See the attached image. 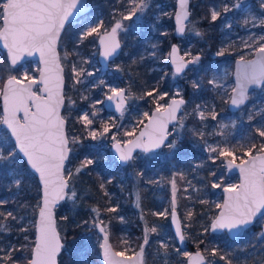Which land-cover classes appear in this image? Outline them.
<instances>
[{
	"label": "snow or ice",
	"instance_id": "snow-or-ice-1",
	"mask_svg": "<svg viewBox=\"0 0 264 264\" xmlns=\"http://www.w3.org/2000/svg\"><path fill=\"white\" fill-rule=\"evenodd\" d=\"M127 6V11H121V20L115 21L110 31L101 33L103 21H99L95 26L89 27L82 31L77 41V45L86 37L95 34L99 37V43L102 46V55L105 60L116 54L120 48L117 39L118 30L125 26L122 20H131L133 17L142 14L147 10V0H123ZM249 0H221L219 5L211 6L210 23H215L218 19L227 17L229 12L241 11L248 14L244 16L241 24L245 29L251 24L253 28H264V0H255L258 4L255 14L249 12L245 7ZM82 0H0V41H3V47L7 49L10 63L5 66L4 71H8L4 89V115L0 124L5 125V129H0V168L5 165H14L18 158L22 155L26 159V163L32 170L39 174L42 182V206L39 207V220L36 223V239L30 249V256L14 255L15 252L25 253L27 247L18 248L14 245L4 246L0 244V264H57V256L63 248L60 234L57 231L56 220L54 218V209L56 205L65 197L75 200L77 193L70 188V181L73 179V173L69 171L65 175V161L68 154L72 150L68 147L70 143H77L80 137L72 136L71 140L65 131L67 118L61 114V108L65 107V95L63 91L64 79L62 76L63 67L60 58L57 55V42L61 37V32L65 27L66 21L74 15V11L81 5ZM189 0H179L181 13L176 15L177 32L183 34L185 29L181 26L182 20H188L189 12L187 10ZM224 27L232 28V23L225 20ZM195 35L200 36V31H195ZM245 50H249V54L255 56V59H246L243 52L240 53L239 59L236 61L235 85L231 89L230 103L232 106L239 108L245 104L249 98L248 90L250 87H264V33L259 35H249L248 39L243 40ZM231 43L225 47L221 46L215 53L218 57L230 55ZM155 47V45H153ZM178 49L172 46L169 57L171 65L176 75L185 71L189 64H196L200 60L197 55L190 60L184 61L183 58L177 59L176 53ZM39 53L40 62L44 65L39 78L29 77L27 72L22 68L17 69V65L21 59L27 56H33ZM73 53L65 52V59H68ZM75 55H79L78 52ZM86 62V61H85ZM12 70L24 71V79L30 83L23 84L22 80L16 75L11 74ZM119 71V67L117 68ZM92 76V72H86L84 68H77L76 65L71 66V79L74 84L83 83L80 77ZM221 76L213 74L208 83L210 86L222 88L223 84L219 83ZM103 84V81L100 82ZM42 85L37 90H33L34 85ZM193 87H198L197 83H193ZM108 91L111 95L106 94V100L115 105V110L120 113L121 117L125 112V103L130 96H126V90L118 87H109ZM37 92L46 93V96L38 95ZM153 92L158 93V89L147 91V96H153ZM165 94H159V99H164ZM179 95V93H177ZM87 99V97H84ZM155 99V97H154ZM227 102V101H226ZM74 101L68 98V107L74 105ZM96 103H105L104 100H98ZM96 103L91 105V113L85 112L77 119L78 123H82L84 129L88 130L90 137L95 140L97 135H104L111 131L107 124L101 122V131L91 128L94 123L90 117H96L98 110ZM185 104L183 98L172 99L170 104L158 105L156 112L160 115H154L150 120L149 128L145 132H141V137L147 135L148 143L142 144L141 141H129L133 147H142L144 151L152 148H159L162 145L173 150H178V145L182 140L179 133L185 128L182 119L177 118V112L181 110V106ZM23 112V117L18 118L17 114ZM194 113L201 120L205 118V113L197 105ZM148 116V113H144ZM187 115V114H185ZM211 119L217 120V113H211ZM249 121L253 119V115H249ZM176 121L174 131L179 138H174L165 145L169 133L167 131L168 123ZM234 126V124H233ZM220 128L225 125L220 124ZM193 136H199L204 139V133L197 129L190 130ZM131 135V133H125ZM218 135H223L218 132ZM255 135L260 138L259 148L255 142L244 148L243 143L240 147L243 149V155L248 159H241L240 163H235L237 159L235 150L228 146L208 144L205 148L210 155L209 158L215 163L219 160L227 169L236 168L240 173V183L229 185L223 188L228 194L223 204H217L216 207L222 209L219 214L212 220L210 230L216 232L218 230H227L229 233L237 232L245 229L252 224L258 215H264V124L255 126ZM113 139L115 137L113 136ZM256 150L257 154H253ZM117 151L120 153L119 159L127 163L133 159L132 149L126 151L121 150L117 145ZM230 157V159H229ZM90 159L84 161V165L91 164ZM80 169L76 170L78 174ZM175 175L171 181L172 186V222L176 224V237L182 244L185 240V233L177 223L176 219V191ZM183 178V173H179ZM210 175L216 176L214 171ZM19 188L21 181L15 179L12 181ZM222 185L217 181H212V188H220ZM103 188V184H101ZM67 190V191H66ZM187 191V189H185ZM137 201L139 196L137 195ZM206 201H201L205 203ZM3 202H0L2 204ZM137 206H139L137 204ZM91 211L97 215L93 218L92 226L98 228L99 232L104 234L101 245L106 264H137L132 257L122 260H116L115 257H124V252L113 251L108 240L107 226L104 221L99 218V209L92 208ZM106 212H117L116 207H108ZM156 215H168L167 212L154 213ZM191 213H189V216ZM17 220L13 212L0 211V235L10 234L11 226L7 224L8 219ZM67 219V217H64ZM123 218L121 217V220ZM87 223V221L85 222ZM25 231L23 227L20 229ZM205 228V233L208 232ZM157 233V226L145 228L143 244L137 256L143 258L144 245L148 244V233ZM264 239V234H261ZM27 239V237H25ZM200 244L204 241L200 240ZM165 249L164 255H167V245L161 244ZM179 252V249H177ZM208 251V249H205ZM212 256H219L220 260L225 264H233L232 260L224 254H219L217 247L210 249ZM187 257V264H205V257L201 251L195 253V258L188 253H184Z\"/></svg>",
	"mask_w": 264,
	"mask_h": 264
},
{
	"label": "trees",
	"instance_id": "trees-1",
	"mask_svg": "<svg viewBox=\"0 0 264 264\" xmlns=\"http://www.w3.org/2000/svg\"><path fill=\"white\" fill-rule=\"evenodd\" d=\"M221 0H191V18L198 19V27L202 35L197 36L198 40L193 44L192 54L200 56V62L197 65L189 67V77L182 79L185 84L186 106L183 111L185 128L179 133L182 137L178 145V150L173 152L172 149L164 147L158 153H139L126 166L120 165L115 159L112 150L96 148L88 137L82 123H78L77 119L81 115L83 101L79 96L75 97L74 105L69 109L68 103L63 111V116L67 118V133L71 140L72 136L80 137L77 143H70L71 155L67 163L68 167L73 164L71 172L73 179L70 181V188L77 193L75 200L68 199L63 202L56 212L57 226L63 241V250L59 256V264H104L100 258V245L98 243L99 234L92 226L93 218L97 215L91 211L92 208H98L99 218L104 221L107 226V231L110 234L111 241L115 249L121 250L120 240H123L121 235L129 233L131 238L137 243L136 247L142 243L140 237L132 234L133 229L140 230L135 227L138 222L134 216L135 207L133 206L135 194L139 196V208L144 214L149 223H152L151 213L157 210V204L154 197L157 194L156 182H169L173 174V166L177 170H182L185 163L200 160L202 156V148L204 144L211 140L208 129L209 124L205 120H201L194 113L197 104L208 102L213 94L208 83L212 73L220 69L224 61L233 59V57H220L219 59L211 58V54L217 51L222 45V38L225 33L222 31L223 18L218 19L215 23H210L211 6L219 5ZM173 23V22H172ZM172 32L167 41L166 50L171 48L172 43L177 42V38L173 33L174 25L171 26ZM68 29L63 33L59 51L70 53V38L67 36ZM90 44V42L88 43ZM129 48L125 43L123 52ZM122 52V56L123 53ZM243 52V51H241ZM248 55L247 57H251ZM131 58L139 59V55L131 52L126 58V63L121 67L120 71L125 77L131 79L129 90L136 92L137 96L145 97V93L149 91V81L144 76V72L139 71L141 65L131 64ZM234 61V60H233ZM9 64L8 57L5 51L0 49V89L3 88L9 72L4 71L6 65ZM31 64V61H28ZM22 66L17 69H21ZM66 75V100L71 98L69 92L68 75L69 69L67 62L65 63ZM13 75L19 76L22 71L12 70ZM193 83H197L198 87H193ZM163 88V87H161ZM171 92V91H170ZM150 97V96H148ZM72 100V99H71ZM217 111L222 115L235 116L237 113H231L228 109V103L221 98L216 100ZM152 108V106H151ZM242 110L244 111L241 124L236 127L235 133L228 138V144L235 150L237 156L243 154V149L240 147L243 143L244 148L250 146V143L255 142L259 148L260 138L255 135V126L264 124V92L258 98H250L249 103ZM193 111V112H191ZM2 113L0 100V114ZM187 114V115H185ZM253 115V119L249 121V115ZM0 129H5L0 124ZM192 129H197L204 133V139L191 134ZM133 136L126 135L124 138L129 139ZM178 136L171 135L170 141ZM256 153V150H253ZM106 156L105 159L102 157ZM206 156V155H205ZM90 159L91 164L84 165V161ZM239 159V158H238ZM75 164V165H74ZM79 167L80 171L77 174L76 170ZM66 169V174L69 172ZM188 169V168H187ZM189 168L188 170H190ZM136 172L133 180L127 171ZM123 172V173H121ZM185 175H183L184 178ZM207 181L211 184V177L207 173ZM109 177L112 180L109 181ZM178 184V194L180 198L179 213L182 219L188 224L186 226V243L187 248L191 251L201 250L208 259V264H225V261L220 260L219 256H212L210 249L217 247L219 254H224L228 259L232 260L233 264H264V239H261L254 231H248L247 237L242 238L241 243L232 241L227 234H213L209 230L205 233V228H210L211 221L216 217L218 211L213 204L194 202L191 210V217L185 218L183 214L187 212L188 199L184 195L183 185L186 184L185 177L181 178L176 175ZM21 181L19 188L12 183L13 180ZM189 180V179H188ZM190 181V180H189ZM103 184V188H101ZM164 195L169 196L170 192L163 191ZM41 186L37 177L31 172L26 162L20 156L17 163L14 165H5L0 168V211H11L17 217V220L8 219L7 224L11 226L10 234L0 235V244L7 246L9 244L18 248L27 247L25 253L15 252L14 255L30 256V249L36 238V221L41 205ZM116 207L117 212L109 213L105 209L108 207ZM190 213V210L188 211ZM67 217V219H64ZM121 217L124 218L121 220ZM87 221V223H85ZM26 229L21 231V228ZM171 228V223H170ZM189 229L194 234H199V238L195 239L189 234ZM172 234V228H171ZM27 237V239H25ZM204 243L200 244L199 241ZM125 243V242H124ZM208 249V251H205ZM182 251H177L176 243L170 252L169 263L159 260L153 253V248L147 244L145 248V264H186V257L181 254ZM160 256L162 254L157 253ZM26 264V262H25Z\"/></svg>",
	"mask_w": 264,
	"mask_h": 264
},
{
	"label": "rangeland",
	"instance_id": "rangeland-1",
	"mask_svg": "<svg viewBox=\"0 0 264 264\" xmlns=\"http://www.w3.org/2000/svg\"><path fill=\"white\" fill-rule=\"evenodd\" d=\"M111 0H94V3H92L93 9L98 13L99 9L102 7H107L110 4ZM119 2L123 0H118ZM176 1L177 0H147V10L143 12L142 14H138V16L133 17L131 20H122L124 23V28L120 30V37L122 40V44L125 43L128 46V50L123 52V56L121 55L119 59H117L115 62H113L106 72H101V65L99 63V50L95 47V45H86L84 46L82 43H84L85 39L80 42L78 45L75 43L77 41V38L79 34L74 35V39L72 42L75 43V46L71 50L70 53H73L68 57V59H65V52H60L61 61L65 67V63L67 62V66L69 69V75H68V84H69V92L71 94V99L74 101L75 97L79 96V99L83 101V106L81 109V115L85 112L91 113L93 110L91 105L93 103H96L98 100H104L107 95H111V93L108 91L109 87H118V88H124L127 92L126 96H130V99H127L128 106L125 108L124 115L121 117L116 116L114 113L107 111L104 103H96V109L98 110V114L96 117H90L93 119L94 123L91 125V128L98 131V133L102 130L101 129V122L104 124H107L111 131L104 134V135H97V138L93 140L88 130H86L88 137L91 139L92 143L97 146L96 148L99 149H110L112 148L113 144L117 141L119 142H126L127 139L124 137L126 136L125 133H131L135 134L139 127L143 125L149 116L151 115L152 111L157 108L158 105H167L170 98L174 97H185V84L182 81V79H185L186 77H189L187 70L183 75H176L173 71V68L170 65V51L166 50L167 41H169L170 34L172 32L171 25L173 24V17L175 15V9H176ZM245 7L248 9L249 12H252L255 14L256 9H258V4L255 3V0H249L248 4L245 5ZM126 12V11H125ZM95 13L94 16H92V21L88 23L86 26L82 27V24H75L74 28L82 29L83 31L86 30L89 27L95 26L99 21H103V28H101V33L106 31L105 25L107 22H109V19H111L113 16H109V19L104 22V15L103 13L101 15H98ZM248 13L244 12L243 9L241 11L236 12H229L227 14V17H222L224 19L223 25H222V31L225 33V36L222 38V45L227 47L231 43L230 48V55H225L223 57H233V59L224 61V64L220 69L215 70L210 78L213 76V74H217L222 77V79L219 81V83L223 84L222 88H217L210 86L211 90L213 91L214 96L206 103H199L197 105L200 106V109L204 111L205 118L203 120L206 121V124H209L208 133L211 137V140H208L203 148H202V156L200 157V160L194 162H187L185 165H183L182 170H177L176 166H173V174L171 178L169 179V182L166 181H159L156 182L157 185V194L154 197V201L157 204L158 209L153 210L151 213L152 216V223L150 224L149 221L146 220L144 214L140 211L139 202L137 201V195L135 194L134 197V204L135 212L134 216L136 219H138L135 223V227H137L141 234L138 233V230L135 228L132 230V234L135 235L137 238L140 237L142 239V243L139 244V247L137 246V243L135 240H133L129 233H126L124 235H121L123 240H120L121 243V250L124 252V255L126 256H132L134 255L140 246L143 244V238L145 235V228L157 226L158 232L157 233H148V244L153 248V253L155 257L159 258V260L169 263L170 258V252L172 251V248L174 246V241L176 243V248L181 250L184 255V253L191 254L190 249L182 250L174 236V233L172 231L171 234V228H170V216H171V209H172V186L171 181L173 179L174 174L183 173L184 178L188 177V179L185 178L186 184L183 185V190L187 189L185 191L184 195L186 196V199H188V206H187V212L183 214V217L190 218L189 216V210L190 213L193 209L194 202L197 201H206L205 208L207 209L208 204H213L214 208L219 211L220 209L216 207L217 204L223 203V188L227 187L229 185H235L239 184V178L237 175L228 176L227 175V169L224 164H222L219 160H217L215 163L212 162V160L209 158L210 155L214 156L215 153L209 154L207 151H205V148L208 144H211L213 146L220 145V146H228L232 148L228 144V138L231 137L235 133V128L238 127L241 124V120H243L244 111L241 110L239 113H237L235 116L230 115H222L219 114L217 111V102L216 100L218 98H221L224 101L230 100L231 97V89L234 87V81H233V71H234V63L237 58H239L241 51H243L245 58L250 55L249 50H245L244 44L242 43L243 40L248 39L249 35H259L261 33H264V28L261 27H255L253 28L251 24L248 25V28L245 29V27L242 26L241 21ZM121 20V19H119ZM225 20H228L232 23V28L227 29L224 27ZM198 19H193L188 23L187 30L185 32V35L182 38L178 39V46L180 48L181 53L184 55V57L187 60L192 59L193 57L197 56L195 54H192V47L193 44L198 40L197 35H195V31H200L198 27ZM73 29V28H71ZM201 32V31H200ZM173 33L175 35V29H173ZM89 37H96L98 39V36L93 34ZM87 38V39H88ZM87 41V40H86ZM173 44V43H172ZM155 45V47H153ZM172 46V45H171ZM78 52L79 55H75V53ZM131 52L136 53L139 55V59L131 58L130 61L131 64L135 65H141V69L139 71L144 72V76L149 81V90L152 89H158L157 92H153V96H145V97H136L137 94L135 91L129 90L131 86V79L129 77H125L122 75L121 71L117 70L121 69V67L126 63V58L131 54ZM217 51H214L211 54V58L219 59L220 57L216 56L215 53ZM234 60V61H233ZM86 61V62H85ZM200 61H198L196 64H190V66L197 65ZM138 63V64H137ZM76 65L77 68H84L86 72H92V76H87L86 74L80 79L83 80V83L80 84H74L71 77V66ZM22 69L27 72V75L29 77H35L37 78L39 74L40 66L38 62L31 61V64H28V61L25 64H22ZM20 67V66H19ZM24 71H22V74L17 76L21 80H25L24 77ZM103 81V84L100 82ZM163 87V88H161ZM38 89V88H37ZM2 89H0L1 94ZM171 91V92H170ZM264 92V87L261 90L254 91L250 98H258L261 96V94ZM179 93V95H177ZM159 94H165L164 99H159ZM84 97H87V99H84ZM155 97V99H154ZM66 106H67V100H66ZM196 105V107H197ZM152 106V108H151ZM195 107V109H196ZM72 108V106H71ZM215 111L217 113V120L211 119V113ZM193 112V111H191ZM144 113H148V116H145ZM2 113L0 114V120H2ZM199 118V116L197 115ZM180 119L184 122V115L182 114ZM223 124L225 127L220 128L219 125ZM234 124V126H233ZM2 126V124H1ZM176 127V126H175ZM175 127L172 128L170 131L171 135L177 136V133L174 131ZM218 132H222L223 135H218ZM113 136L115 139H113ZM255 154V153H253ZM206 155V156H205ZM236 155V153H235ZM236 161H240L241 159H246L247 157L243 154L240 156H237ZM106 156L103 155L102 159H105ZM239 158V159H238ZM107 159V158H106ZM230 159V157H229ZM75 165V164H74ZM73 164H71L68 167V171H71ZM191 168L190 170H188ZM79 169V167L77 168ZM214 171L216 173V176L210 175V172ZM123 173V172H121ZM127 174H130L132 177V180L136 175V172L127 171ZM207 173L211 177V183L212 181H217L221 183L220 188H212L211 184L207 181ZM67 175V174H66ZM175 175V182L177 186L176 191V198H177V204H176V210L179 213V209L182 208L180 205V198L177 196L178 194V184H177V178ZM183 178V179H184ZM112 180V177H109V181ZM167 191L170 192L169 196L164 195L162 192ZM199 200V201H198ZM167 212L168 215H156L154 213H163ZM180 214V213H179ZM124 219V218H123ZM182 219V218H181ZM183 227H184V233L186 236V226L188 227V224L185 222L184 219H182ZM212 222V221H211ZM261 223H264V219L261 220ZM189 234L194 237L195 239L199 238V234H194L191 229H189ZM261 234H264L263 232ZM260 234V236H261ZM101 237L98 238L99 245L101 244ZM187 240V239H186ZM125 242V243H124ZM166 244L167 245V255L165 256V249L162 248L160 245ZM146 248V245H145ZM197 251V250H195ZM201 251V250H199ZM202 252V251H201ZM162 254L160 256L159 254ZM145 256V254H144ZM186 257V256H185ZM187 258V257H186ZM187 262V259H186ZM145 264V260H144Z\"/></svg>",
	"mask_w": 264,
	"mask_h": 264
},
{
	"label": "water",
	"instance_id": "water-1",
	"mask_svg": "<svg viewBox=\"0 0 264 264\" xmlns=\"http://www.w3.org/2000/svg\"><path fill=\"white\" fill-rule=\"evenodd\" d=\"M89 9H90V6H88V5L86 4V0H82L81 5H79V6H78V9L74 11V15H73L72 17H70L68 21H66V23H65V27H64V29H63L62 32H61V36H62V33L64 32L65 28H66L70 23L74 22V21L77 20L79 17H81L82 15H84ZM187 10H188V12H189V18H188V20H186V21H185V20H182V21H181V26L184 27L185 31H184L183 34H179V33L177 32L176 15H177V14H180L182 10H181V8H180V6H179V0H177V2H176V11H175V15H174V18H173V22H174V25H175V33H176L177 38H182V37L185 35V32H186V30H187L188 22H189L190 19H191V0H189L188 6H187ZM60 39H61V37H60ZM60 39H59L58 42H57V48H56V51H57V55H58L59 58H60V63H61V65H62L63 69H64V70H63V73H62V76H63V79H64L63 91H64V95H65V93H66V75H65V68H64V65H63V63H62V61H61V56H60V51H59V42H60ZM117 39H118V41H119V43H120V48L117 50L116 54H114L112 57L108 58L107 60H105L104 57H103V55H102V51H103V49H102V46H101L100 43H99V45H100L99 62H100V64H101V67H102V71H103V72L107 71V70L109 69V67H110V64L113 63V62H115V61L120 57V55H121V52H122V43H121V41H120V39H119L118 34H117ZM173 46H176L177 49H178V51H177V53H176V57H177V59L179 60V59L183 58L184 61H187V59H186V58L184 57V55L181 53L179 46H178L177 44H174ZM0 49L3 50V51H5L6 54H7V57H8L7 49H5V48L3 47V41H0ZM238 59H239V58H238ZM238 59H237V60H238ZM249 59H255V56H252V57L249 58ZM237 60H236V61H237ZM8 61H9V58H8ZM27 61L38 62L39 66H40V69H39V74H38L37 78H39V76H40V74H41V71H42L43 68H44V65L40 62L39 53H36V54H34L33 56H27V55H25V56L21 59V61L19 62V64L17 65V68H18L19 66H21L22 64H25ZM236 61H235V66H234V71H233V81H234V85H235ZM9 63H10V61H9ZM170 65H171V62H170ZM171 67L173 68L172 65H171ZM189 67H190V65H188L187 68L185 69V71H184L183 73L179 74V75H183V74L189 69ZM173 71H174V68H173ZM6 80H7V79H6ZM22 82H23V84H28V83H30L29 80H22ZM5 83H6V81L4 82V85H3V88H2V91H1V95H0L1 108H2V116L4 115L3 89H4V86H5ZM40 87H42V85H38V84H37V85H34V86H33V90L35 91V90H37V88H40ZM262 88H263V87H259V88H258V87H255V86L250 87L249 90H248V96H249V98L246 100L245 104L241 105L239 108L232 106L231 103H230V100H229V101H228V109H229V111H230L231 113H237V112L241 111L244 107H246V106L248 105L249 100H250V95H251V93L254 92V91H257V90H261ZM123 89H124V88H123ZM37 94H38V95H41V96H46V93H43V92H37ZM125 94L127 95V92H126ZM180 98H183V97H174V98H171V99L169 100L168 104L171 103V100H172V99H177V100H178V99H180ZM230 98H231V97H230ZM183 99H184V101H185V104L182 105V106H181V110H180L179 112H177V118H178V119H179L181 113L184 111V107H185V105H186V99H185V98H183ZM65 102H66V95H65ZM104 104H105V107H106L107 111L114 113L116 116H119V115H120V113H118V112L115 110V105H114L112 102L107 101L106 98H105V103H104ZM127 104H128V101L126 100V103H125L124 108L127 107ZM64 108H65V107L61 108V114H62V115H63ZM154 115L158 116V115H160V113H157V112H156V109H154V110L152 111L151 115L149 116L148 120L146 121V123L143 125V127H142V128H141V129H140V130H139V131H138V132H137V133H136V134H135L130 140H128V141L125 142V143H121V142L118 141V142H115V143L113 144V146H112V152H113L114 157L116 158V160L119 162L120 165L125 166V165H127V164L129 163V161H128L127 163L120 161V159H119V155H120V153L117 151V145L119 146V148H120L121 150H125V151H126L127 149L131 148V149H132V156H133V157H134L137 153H139V152H144V153L159 152L162 148L165 147V146L162 145V146L159 147V148H152V149H150V150H148V151H144V149H143L142 147H133V144L128 143L129 141H133V142H135V141H137V140L141 141L142 144H147V143H148V136L145 135V136L141 137L140 134H141V132H145L146 129H147L148 131H151V129H150L148 126H149L150 120L153 118ZM17 117H18V118H22V117H23V112L18 113V114H17ZM2 118H3V117H2ZM175 125H176V121H172V122L168 123V125H167V131L170 133L171 128H172L173 126H175ZM2 126H3L4 128H6L5 125H2ZM65 131H66V134L68 135V133H67V122H66V125H65ZM169 140H170V135H168L167 140L165 141V145L168 143ZM68 147L70 148V144L68 145ZM255 154H257V153H255ZM70 155H71V151H70L69 154H68V159L65 161V175H66V167H67V163H68V161H69V159H70ZM21 157H22V155H21ZM22 158H23V157H22ZM246 159H248V157H247ZM23 160L26 162V159H25V158H23ZM130 161H131V160H130ZM235 163L238 164V163H240V161H236V160H235ZM26 164H27V163H26ZM28 167H29V169L31 170V172L37 177V179H38V181H39V184H40V186H41V193H42V182H41L40 179H39V174L36 173L34 170H32V169L30 168V166H28ZM226 169H227V167H226ZM226 173H227L228 176L237 175V176L239 177V183L241 182V181H240V173H239V170H238V169H236V168H232L231 170L227 169V172H226ZM66 191H67V190H66ZM227 195H228V194H226V193L224 192V198H223L224 200L226 199V196H227ZM66 200H67V197H65V199L61 200V201L56 205V207H55V209H54V218H55V220H56V225H57V217H56L57 208H58L63 202H65ZM224 200H223V203H224ZM223 203H222V204H223ZM40 206H42V198H41V205H40ZM221 210H222V209H220V210L218 211L217 215L219 214V212H220ZM217 215H216V216H217ZM262 216H264V215H258V216L255 218V220H254V222H253L252 224L248 225L245 229L241 230L239 233H237V232L229 233L227 230H218V231H216V232H212V231L210 230V232H212V233H221V232L226 231V232L228 233L229 237H230L232 240L235 241V240H238L240 237H242V236L244 235V232H245L248 228H250V227H251V226H252V225H253V224H254L259 218H261ZM176 219H177V223H178L179 226L181 227V230L184 232L183 222H182L181 216H180V214L178 213L177 210H176ZM38 220H39V211H38V215H37V221H38ZM37 221H36V223H37ZM170 222H171V228H172V231H173V233H174V236H175V238H176V241H177L179 247H180L182 250H187L186 238H185L184 242L181 244V243L179 242V239L176 237V226H177V225L174 224V223L172 222V217H171V216H170ZM96 230H97L98 234L100 235V237H101V239H102V240H101V244H100V258H101V261H102L104 264H106V262H105V260H104V255H103V248L101 247V245L104 243V241H103V235H104V234L100 233L99 230H98V228H96ZM57 231H58V233L60 234V231H59V229H58V226H57ZM107 233H108V231H107ZM108 236H109V240H108V242H109V244H110L112 250H113V251H117V250L114 248V245H113V243H112V241H111V237H110V234H109V233H108ZM60 237H61V234H60ZM35 239H36V238H35ZM61 242H62V244H63L62 238H61ZM62 250H63V248L61 249L60 253H59L58 256H57V264H59V256H60V254L62 253ZM139 251H140V248H139L138 251H137L134 255H132V256H126V255H124V257H115V259H116V260H122V259H125V258H127V257H132V258L137 262V264H144V260H145V256H144V254H145V245H144V254H143V258H142V260H141L140 257L137 256V253H139ZM196 252H197V251H193L190 255H192V257L195 258V253H196ZM201 253H202V255L205 257V264H207V258H206V256H205V254H204L203 252H201ZM186 264H187V262H186Z\"/></svg>",
	"mask_w": 264,
	"mask_h": 264
},
{
	"label": "flooded vegetation",
	"instance_id": "flooded-vegetation-1",
	"mask_svg": "<svg viewBox=\"0 0 264 264\" xmlns=\"http://www.w3.org/2000/svg\"><path fill=\"white\" fill-rule=\"evenodd\" d=\"M177 2V1H176ZM92 3H94V0H86V4L88 5V6H90V9L84 14V15H82L81 17H79L77 20H75L74 22H72V23H70L66 28H65V30H64V32L63 33H65V31H67V29H68V33H67V36L70 38V44L68 45L69 47H70V45H71V48H70V51L73 49V47L75 46V43L74 42H72V40L74 39V35H76V34H79V33H81L83 30L82 29H78V28H74L75 26V24H79V23H81L82 24V27H84V26H86L88 23H90L91 21H92V16H94L95 15V13H97L94 9H93V5H92ZM127 11L128 9H127V6H126V4L123 2V1H121V2H119L118 0H111L110 1V4L107 6V7H102L101 9H99V12L97 13L98 15H101L102 13H103V15H104V22L106 21V20H108L109 19V16H113L111 19H109V22H107L106 24H104L106 27H105V29H106V31H110V28H111V26H113V24L115 23V21H117V20H119V19H121V11ZM175 11H176V9H175ZM191 16H192V11H191ZM174 18V17H173ZM191 20V19H190ZM122 23H124L123 21H122ZM189 23V22H188ZM124 25V24H123ZM173 25H174V22H173ZM188 26V25H187ZM71 28H73V29H71ZM174 29H175V25H174ZM105 32V31H104ZM63 33H62V35H63ZM118 36H119V39H120V41H121V43H122V40H121V37H120V30H118ZM175 36H176V33H175ZM62 37V36H61ZM88 37H86V39H85V41H84V43H82L84 46H86L89 42H90V44H88V45H95V47L97 48V50H99V54H100V45H99V37H98V39H96V37H89L88 39H87ZM176 38H177V36H176ZM177 39H179V38H177ZM61 40V39H60ZM87 40V41H86ZM177 42H178V40H177ZM177 42H175V43H173L172 44V46L174 45V44H177ZM60 43V42H59ZM178 45V44H177ZM172 46H171V48H172ZM122 52H123V44H122ZM122 52H121V55H122ZM120 55V56H121ZM253 56V55H252ZM251 56V57H252ZM251 57H246V59H249V58H251ZM120 58V57H119ZM118 58V59H119ZM99 59V58H98ZM238 59V58H237ZM236 59V60H237ZM235 60V61H236ZM100 63V62H99ZM112 64V63H111ZM111 64H110V66H111ZM101 65V64H100ZM234 66H235V63H234ZM110 68V67H109ZM189 70V69H188ZM108 71V70H107ZM101 72H103L102 71V67H101ZM106 72V71H105ZM171 99V98H170ZM169 99V100H170ZM127 106H128V104H127ZM186 106V105H185ZM185 108V107H184ZM183 114V112L181 113V115ZM181 115H180V117H181ZM120 116V115H119ZM180 117H179V119H180ZM148 120V119H147ZM146 123V122H145ZM144 123V124H145ZM143 124V125H144ZM143 125H141L140 127H139V129H138V131L143 127ZM176 126V125H175ZM175 126H173V127H175ZM172 127V128H173ZM172 128H171V130H172ZM137 131V132H138ZM136 132V133H137ZM135 133V134H136ZM134 134V135H135ZM133 135V136H134ZM132 136V137H133ZM131 137V138H132ZM170 137H171V134H170ZM131 138H129V139H127V141L128 140H130ZM126 141V142H127ZM170 141V140H169ZM118 142V141H117ZM122 143V142H121ZM125 143V142H124ZM163 149V148H162ZM111 150H112V148H111ZM113 153V152H112ZM139 153H144V152H139ZM139 153H137L134 157H133V159L139 154ZM150 153H158V152H150ZM116 159V158H115ZM132 159V160H133ZM131 160V161H132ZM131 161H129V163L131 162ZM118 162V161H117ZM119 163V162H118ZM128 163V164H129ZM126 166V165H125ZM66 169H67V167H66ZM239 178V177H238ZM223 198H224V191H223ZM264 219V216H262L261 218H259L250 228H248L245 232H244V235L242 236V237H240L238 240H232L230 237H229V235H228V233L226 232V231H224V232H221V233H213V234H227V236L232 240V241H234V242H238V243H241V242H243V241H241V239L242 238H246L247 237V233H248V231L250 230L251 232L252 231H254L255 232V234L257 235V236H259V237H261L260 236V234L263 232L264 233V223H261V220H263ZM211 224V223H210ZM209 231H210V228H209ZM212 233V232H211ZM185 238H186V236H185ZM246 240H248V237H247V239H245V241ZM186 245H187V243H186ZM115 248V247H114ZM188 249V248H187ZM198 251V250H197ZM193 252V251H192ZM191 252V253H192ZM206 256V255H205ZM207 258V257H206ZM207 264H208V259H207Z\"/></svg>",
	"mask_w": 264,
	"mask_h": 264
}]
</instances>
